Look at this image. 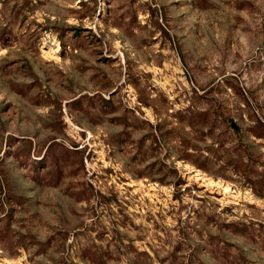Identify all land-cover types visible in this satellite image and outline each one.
<instances>
[{"label": "rangeland", "instance_id": "1", "mask_svg": "<svg viewBox=\"0 0 264 264\" xmlns=\"http://www.w3.org/2000/svg\"><path fill=\"white\" fill-rule=\"evenodd\" d=\"M0 264H264V0H0Z\"/></svg>", "mask_w": 264, "mask_h": 264}]
</instances>
